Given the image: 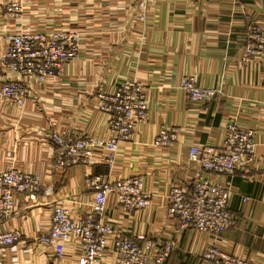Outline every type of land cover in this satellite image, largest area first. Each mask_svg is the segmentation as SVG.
Instances as JSON below:
<instances>
[{"label":"crops","instance_id":"obj_1","mask_svg":"<svg viewBox=\"0 0 264 264\" xmlns=\"http://www.w3.org/2000/svg\"><path fill=\"white\" fill-rule=\"evenodd\" d=\"M11 1L24 7L20 18L7 11ZM138 1L0 0V35L19 24L82 31L81 57L59 79L30 83L24 106L0 98V171L19 168L41 180L37 199L19 194L9 215L0 210V229L18 232L17 241L3 248L0 264H76L75 241H36L50 228L55 203L82 215L94 199L83 178L86 166L58 169L47 134L53 129L71 139L107 134L108 115L99 109L98 92L113 91L127 77L144 82L147 119L120 143L114 167L97 152L91 172L112 181L142 176L151 203L127 212L110 195L105 219L123 236L171 242L163 264H207L203 253L213 237L180 228L168 217V195L178 183L193 188L197 165L190 160L191 146L219 145L227 122L235 119L256 130V151L245 168L212 175L230 186L229 207L237 217V224L221 233L220 244L264 264V55L243 60L251 26L264 21V0H157L145 17H138L144 13ZM6 74L0 73V82ZM187 75L220 92L206 102L190 100L181 86ZM171 127L178 128L175 144H156L160 130ZM111 257L109 250L101 260Z\"/></svg>","mask_w":264,"mask_h":264},{"label":"built area","instance_id":"obj_2","mask_svg":"<svg viewBox=\"0 0 264 264\" xmlns=\"http://www.w3.org/2000/svg\"><path fill=\"white\" fill-rule=\"evenodd\" d=\"M154 2L155 0H145L140 2V6L147 9ZM16 5V2L9 3V10L15 9ZM73 30L13 35L11 40L16 46L10 51V55L18 58L13 69H22L23 72H7L8 76L0 83V98L17 106H24L32 79L45 83L49 77L60 73L53 70L62 71L68 60L77 59L81 37L77 30ZM32 39L42 42L41 64H36L33 58L30 47ZM21 50H26L25 56L18 54ZM244 53L243 60L251 55H264V21L251 26L250 42ZM50 68L53 70H49ZM181 86L194 102L212 100L220 92L217 87L198 84L192 75L184 76ZM98 98L99 107L108 115L107 134L79 136L75 139L68 138L56 129L47 134L56 149L55 164L58 169H68L76 164L86 166L83 172L84 182L94 190L91 210L76 215L70 206L55 203L51 226L47 232L37 237V242L55 245L75 241L78 244L76 264H163L173 249L171 242L163 244L145 235H139L136 240L123 238L119 229L105 219L110 195H114L127 212L150 204L151 195L144 190L142 176L134 175L112 181L91 172L97 152L102 154L105 164L110 168L114 167L120 143L128 140L135 125L148 115L144 83L135 77L126 78L113 91L99 92ZM177 133L176 127L162 128L156 144L172 145ZM255 136L254 128L242 126L232 119L227 122L225 136L219 145L193 144L189 152L190 160L197 165L193 188L189 191L178 183L173 185L168 195V217L177 220L180 228L193 227L213 237V243L203 253L207 264H254L248 258L227 252L220 244L221 233L235 226L237 217L229 207L230 186L213 179L212 175H229L252 163L256 151ZM40 186L41 180L36 174L19 168L1 170L0 210L9 215L19 194L37 199ZM112 238L114 239L110 244ZM17 239V231L0 230V262L3 247L13 244ZM109 250L112 259L103 262L101 255Z\"/></svg>","mask_w":264,"mask_h":264},{"label":"rangeland","instance_id":"obj_3","mask_svg":"<svg viewBox=\"0 0 264 264\" xmlns=\"http://www.w3.org/2000/svg\"><path fill=\"white\" fill-rule=\"evenodd\" d=\"M157 0H155V2H156ZM12 3L14 2V1H11ZM11 2H9V3H11ZM154 2V3H155ZM8 3V4H9ZM19 2H17V5L15 6V9H12V10H9V8H8V4H7V6H6V8H7V11L8 12H15L16 11V16H17V18H20V16L22 15L21 13L23 12V6L22 5H20V4H18ZM154 3H153V5H154ZM138 5H140V1H138ZM139 7V6H138ZM140 8V7H139ZM141 10H144V13L141 11L139 14H138V17H145L146 16V12L148 11V10H145V8H140ZM146 11V12H145ZM21 23V22H20ZM19 24V23H18ZM20 26L19 27H17L16 28V30H14V31H10V32H6V33H2L1 35H0V39H1V43H0V72H23V70L22 69H18V70H14L13 68L16 66L15 65V62H17L18 61V58L17 57H13V56H11L10 55V51H12L13 49H15V46L16 45H13V42H12V40H11V38H12V36L13 35H18V34H25V35H34V34H36V33H39V31H42V32H51V31H56V30H59V29H64L63 27L62 28H54V29H51V30H45V29H42V28H40L39 26H34V25H32V26H28V24H26V25H23V24H19ZM74 28H77V27H73V26H71V29H74ZM78 29V28H77ZM74 31V30H73ZM77 32L80 34V37L82 36V31H80V30H77ZM250 42V40L247 42V44H246V46H245V49H246V47H247V45H248V43ZM41 46H42V42L40 41V40H36V39H32V40H30V47H31V52H33V58L35 59V62H36V64L37 63H39V64H41V55H40V53H41ZM69 48L71 47V46H68ZM80 48H79V57L76 59V58H73V59H70V60H68L67 61V63L64 65V67H63V70L61 71V70H53V68H50L49 70H53V72H60V73H58L57 75H55V76H51V77H49L48 78V80L45 82V83H47L50 79H59L61 76H62V74H63V72L65 71V69H66V67H67V65H70V64H73V63H76L79 59H80V57H81V45L79 46ZM8 51H9V53H8ZM19 53L18 54H22V56H25V53H26V50H21V51H18ZM245 52V51H244ZM256 56H258V55H256ZM12 78H14V77H12ZM127 78H132V77H127ZM5 80V79H4ZM124 80H126V78L124 79ZM123 80V81H124ZM3 81V80H2ZM1 81V82H2ZM0 82V83H1ZM31 83H34V84H38V85H41V84H44V83H39L37 80H35V79H32V81H31ZM144 83V82H143ZM144 90H145V94H146V87H145V85H144ZM101 92V91H100ZM99 93V92H98ZM146 98H147V102H148V97H147V94H146ZM148 107H149V103H148ZM99 109L102 111V109H101V107H99ZM148 116V115H147ZM147 116H146V118L145 119H143L142 121H140V122H138L136 125H135V128H134V131H133V133H132V135L134 134V132H135V130H136V128H137V126H138V124H140L141 122H143L144 120H146L147 119ZM161 131V130H160ZM160 133V132H159ZM158 133V134H159ZM178 134V133H177ZM132 135H131V137H132ZM131 137L129 138V139H131ZM176 140H177V138H176ZM176 140L174 141V143L173 144H175V142H176ZM172 144V145H173ZM172 145H169V146H172ZM163 146H165V145H163ZM77 165V164H76ZM82 165V164H81ZM83 172H84V170H83ZM151 203V202H150ZM150 205V204H149ZM148 205V206H149ZM107 206H108V203H107ZM91 207H92V203H91ZM147 207V206H146ZM144 208V207H143ZM141 209V208H140ZM91 210V209H90ZM135 211V210H134ZM133 212V211H132ZM1 230V229H0ZM49 230V229H48ZM47 230V231H48ZM46 231V232H47ZM42 234V233H41ZM40 235V234H39ZM38 235V236H39ZM123 238H129V237H126V236H123L122 234H120ZM139 235H145V236H147L146 234H139ZM138 235V236H139ZM37 236V237H38ZM149 237V236H148ZM113 239L114 238H112L111 239V241H110V244L112 243V241H113ZM136 239H138V237L136 238ZM136 239H134V240H136ZM17 241V240H16ZM15 241V242H16ZM36 241H37V238H36ZM14 242V243H15ZM6 246H9V245H6ZM5 246V247H6ZM4 248V247H3ZM2 256H3V254H2ZM238 256V255H237ZM242 257V256H241Z\"/></svg>","mask_w":264,"mask_h":264},{"label":"bare ground","instance_id":"obj_4","mask_svg":"<svg viewBox=\"0 0 264 264\" xmlns=\"http://www.w3.org/2000/svg\"><path fill=\"white\" fill-rule=\"evenodd\" d=\"M144 1H145V0H140V2H142V3H143ZM152 4H153V3H152ZM152 4H151V5H152ZM151 5H150V6H151ZM138 6H139L140 8H142V9L144 8V6H140V5H138ZM150 6H149V7H150ZM149 7H148V8H149ZM148 8H147V9L145 8V10H148ZM79 43H80V42H79Z\"/></svg>","mask_w":264,"mask_h":264}]
</instances>
